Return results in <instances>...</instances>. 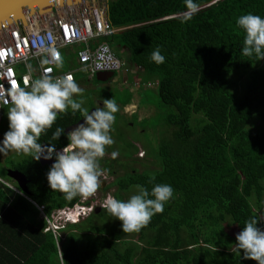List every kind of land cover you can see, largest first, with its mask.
<instances>
[{
    "label": "trees",
    "instance_id": "trees-1",
    "mask_svg": "<svg viewBox=\"0 0 264 264\" xmlns=\"http://www.w3.org/2000/svg\"><path fill=\"white\" fill-rule=\"evenodd\" d=\"M196 2L199 11L186 22L184 0L107 2L108 22L118 30L110 44L125 48L130 64L157 78L170 130L148 154L157 169L131 167L113 183L114 197L127 200L136 185L151 191L155 184H170L174 195L163 212L139 232L123 233L106 210H93L83 222L59 229L63 238L47 229L46 219L81 198L69 201L51 190L50 167L28 155L25 197L0 182V264H256L229 250L236 241L224 225L242 231L246 220L264 215V130L249 126L254 120L264 124V60L241 54L243 32L236 26L247 13L264 17V0ZM156 48L163 64L150 61ZM81 118L71 111L58 116L40 143L67 146L66 131ZM57 126L65 135L55 142ZM128 146L123 157L131 160L138 148ZM17 167L12 163L11 169Z\"/></svg>",
    "mask_w": 264,
    "mask_h": 264
},
{
    "label": "clouds",
    "instance_id": "clouds-1",
    "mask_svg": "<svg viewBox=\"0 0 264 264\" xmlns=\"http://www.w3.org/2000/svg\"><path fill=\"white\" fill-rule=\"evenodd\" d=\"M184 3L187 11L183 19L186 22L199 11V5L196 0H184ZM236 26L243 32L241 54L255 57L257 61L264 60V17L247 13L237 18ZM40 55L41 66L53 64L57 69L63 67L57 48L45 47L40 50ZM150 61L157 65L165 62L160 48L152 51ZM27 68L31 73L32 65L28 64ZM51 72V68H46L44 74L36 78L26 77L24 87L9 89L8 98L4 101L10 105L7 111L9 130L0 140V155L15 152L30 155L36 161L54 158L47 174L50 189L62 193L63 198L69 201L77 197L87 198L100 187L101 177L106 172L100 161L105 156L106 147L115 143L111 132L119 106L114 98L103 99V107L98 105L89 111L84 107V90L73 75L52 76L48 74ZM69 111L73 116L80 113L83 123L67 132V146L57 151L56 143H40L41 135L52 129L58 116ZM62 135H65V128L57 126L51 140L56 142ZM117 155V152L112 153L113 157ZM154 179V176L150 177V180ZM135 188L136 193L127 200L110 195L103 205L107 214L121 222L123 233L139 232L154 215L163 212L165 204L174 195L170 184H155L151 191L142 185ZM68 209H73L83 219L89 216H84V213L92 212L74 207ZM261 223H264V215L245 221L243 230L235 236L236 242L229 249L235 257L264 264V230L258 227Z\"/></svg>",
    "mask_w": 264,
    "mask_h": 264
},
{
    "label": "built area",
    "instance_id": "built-area-1",
    "mask_svg": "<svg viewBox=\"0 0 264 264\" xmlns=\"http://www.w3.org/2000/svg\"><path fill=\"white\" fill-rule=\"evenodd\" d=\"M107 2L82 0L50 12H37L24 21L0 25V112L10 106L4 102L9 89L24 87L26 77L36 78L44 74L46 68L52 69L49 75L71 73L75 80L77 73L92 80L101 73L122 71L124 62L106 41L118 32L108 22ZM45 47L57 48L62 61L64 55L71 56L72 60L63 64L68 69H57L53 64L41 66L40 50ZM28 64L32 65L31 73ZM73 211L67 208L55 212L67 215ZM47 220L50 224L51 219Z\"/></svg>",
    "mask_w": 264,
    "mask_h": 264
},
{
    "label": "rangeland",
    "instance_id": "rangeland-1",
    "mask_svg": "<svg viewBox=\"0 0 264 264\" xmlns=\"http://www.w3.org/2000/svg\"><path fill=\"white\" fill-rule=\"evenodd\" d=\"M66 6V5H64ZM61 6V7H64ZM56 7H54L52 10H54ZM204 8V7H203ZM202 9V8H200ZM112 47V46H111ZM122 54V55H121ZM124 53H120L121 58H125ZM109 74V73H108ZM88 80V79H87ZM117 81V78H115ZM109 86V87H108ZM117 84L110 83V85H104V83L98 82L94 78L92 81H88L84 84V87L82 88L84 90L83 97L87 98V96H101L103 99H112L114 98L119 106V102L122 101L123 96L126 95L127 92L120 93L118 88L116 87ZM128 89V88H127ZM136 95H139L140 91V99L143 100L144 104L151 105L152 109L146 108L144 112V117H148L143 122H138L137 118H130V115H132L134 112L130 110L129 114H126V118L124 116H121L118 113H116V121L113 126V130L111 132L112 138L115 141V143L111 146L106 147L105 156L101 159L100 165L101 168H105L109 172H105L104 175L101 177L100 180V187L97 189V191L92 194L91 196L87 198H81L79 202L76 203V205L84 206L82 209H85L84 211H90L87 208H91L92 211L95 209L105 210L103 205L108 198V196H113L116 192L117 188L113 185V183L116 181V178L120 175H123L124 171L129 169V172L131 171V167L143 171L144 169L149 170H155L157 169L156 165V159L151 158L148 154L149 152H156L158 147V141L159 138L162 137V134L170 136V130L165 127L164 125V115L162 112L164 111L161 109L159 98L156 93L151 92L148 94L145 93L146 90L143 88L136 89ZM106 93H105V92ZM101 100V102H102ZM9 108V107H8ZM8 108H4V119L2 120V114H0V140L3 139L4 134L9 130V121L7 118V111ZM88 108V107H86ZM125 108V107H124ZM2 110V111H3ZM89 110V108H88ZM119 110H121L119 106ZM126 113V112H125ZM139 115L140 114H136ZM128 123L132 124L129 125ZM250 129L256 131L258 129L264 130V124L259 120H254L250 123ZM128 145H134L138 148V153L134 155L133 159H125L123 157V154L128 153L126 149L131 151V147L129 149ZM60 150V149H59ZM58 151V150H57ZM113 152H117L118 155L116 157L112 156ZM15 152H10L8 155L3 156L0 155V173L3 174L5 169L12 168V163H16L19 159L17 158V153L13 154ZM18 159V160H17ZM2 183L4 185H12V181L8 179H2ZM136 193V188L132 187L130 189V192L126 193L125 196L128 199L131 195ZM74 205V206H76ZM73 206V207H74ZM91 213H84L85 215H90ZM107 218L110 220V215L106 214ZM41 218H45L44 214L41 213ZM51 222H47V229L50 231H54L55 233H59L60 236L65 238V233H60L59 229H64L68 225H77L81 222H83V217L79 216L71 212V214H60L57 212L52 213L51 215ZM60 225V226H59ZM264 225V223H263ZM56 229V227H58ZM224 229L232 236H236L240 230L230 223H227L224 225ZM264 230V226L261 228Z\"/></svg>",
    "mask_w": 264,
    "mask_h": 264
},
{
    "label": "crops",
    "instance_id": "crops-1",
    "mask_svg": "<svg viewBox=\"0 0 264 264\" xmlns=\"http://www.w3.org/2000/svg\"><path fill=\"white\" fill-rule=\"evenodd\" d=\"M106 41L110 44L109 39H106ZM114 51L118 55H120L121 52L124 53L123 55L125 58H121L119 56L122 59V61L124 62V68L122 69V71H120L118 73H114V74L109 73V74H113V76L111 78L106 79V81L101 82V81L97 80V76L94 77V80L96 79L98 82L104 83V85H110V83L117 84L116 87L118 88L120 93L127 92L126 95L123 96L122 101L121 102L118 101L119 106L121 108V112L124 113L125 118H126V114H129L130 110L131 111L133 110L132 112H134V113L132 115H130V118H132V119L137 118L138 122H140V121L143 122L148 118V117H144L143 111H145L146 108L152 109V107H151V105L147 106L146 104H144L143 100L139 98L140 97V91H139V95L138 96L136 95V91H137L136 89L143 88L144 90H146L145 93L148 92V94H149L151 92H154L157 94V78H155L154 76L147 75L142 70V68L130 64L128 62L129 53L127 52V50L125 48H121V49L115 48ZM67 60L71 61L72 60L71 56L64 55L63 64H65V62ZM63 67L65 69H68L66 66H63ZM106 74H108V73H106ZM115 78H117V81L115 80ZM88 81H92V80H90V79L87 80V78L82 73L76 74V82L78 83V85L81 88H83L84 84L87 83ZM102 98L103 97H101L99 95L93 96V97H91L89 95V96H87V98H84V100H85L84 107H88L89 111L92 109H95L99 104H101V105H99L100 107H103V104L101 102ZM0 114H2V120H3L4 114H5L4 110L1 111ZM136 114H140L139 118H138V115H136ZM128 124L132 126V124H130V123H128ZM13 154H15V153H13ZM0 182L1 183L3 182L2 178H0ZM8 186L13 188L12 185H8Z\"/></svg>",
    "mask_w": 264,
    "mask_h": 264
},
{
    "label": "water",
    "instance_id": "water-1",
    "mask_svg": "<svg viewBox=\"0 0 264 264\" xmlns=\"http://www.w3.org/2000/svg\"><path fill=\"white\" fill-rule=\"evenodd\" d=\"M82 0H0V22L3 20L4 23L9 21H16V20H22L24 21L25 14L33 15L37 12H48L46 8L50 5L54 4V6L50 9V11L59 5V7L64 6L66 4L76 3L80 2ZM26 12L24 15L23 13ZM1 23V24H4ZM0 24V25H1ZM113 74H106L101 73L97 75V80L99 81H106V79L111 78ZM80 123H83L81 121ZM39 162L45 166H50L52 163H54V160H44L41 158ZM7 174L10 178H18L22 181V185H20V188L22 189L23 193H27L28 190L26 188V177L22 175L21 173L13 170H8ZM101 210L96 209V213H99Z\"/></svg>",
    "mask_w": 264,
    "mask_h": 264
},
{
    "label": "flooded vegetation",
    "instance_id": "flooded-vegetation-1",
    "mask_svg": "<svg viewBox=\"0 0 264 264\" xmlns=\"http://www.w3.org/2000/svg\"><path fill=\"white\" fill-rule=\"evenodd\" d=\"M99 105H101V104H99ZM92 110H94V109H92ZM92 110H90V111H92ZM119 114L121 115V116H124L125 117V115H124V113H122L121 112V110H119ZM82 119H83V117L79 120V122L78 123H76V124H74L73 126H70V127H68V129H67V131H66V133L68 132V131H70V130H72L73 128H75L78 124H80V122L82 121ZM17 158L19 159H17L18 161H16V164H17V168H14V169H11V170H13V171H17V172H19V173H21L22 175H24L25 177H26V183L24 184V185H26V188H27V190H28V192L27 193H29V185H30V180L28 179V177H27V175H26V173H25V170H26V158H27V156L28 155H24V154H17ZM53 160H54V158H53ZM38 163L41 165V167L42 168H46V167H50V166H47V165H45V166H43L39 161H38ZM102 169H105V168H102ZM8 170H10V169H7L6 170V175H7V179L8 180H10V181H12V187L15 189V192L16 193H19V194H21V195H24V197L26 196L25 194H27V193H23L22 192V189L20 188V185H22L21 183H22V181L21 180H19L18 178H10L9 176H8V174H7V171ZM107 172H109V170H107V169H105ZM129 169H127L126 171H124V173L123 174H125L127 171H128ZM110 173V172H109ZM122 176V175H121Z\"/></svg>",
    "mask_w": 264,
    "mask_h": 264
},
{
    "label": "bare ground",
    "instance_id": "bare-ground-1",
    "mask_svg": "<svg viewBox=\"0 0 264 264\" xmlns=\"http://www.w3.org/2000/svg\"><path fill=\"white\" fill-rule=\"evenodd\" d=\"M53 6H54V4H52V5H50L49 7L46 8L47 10H49L48 12H50V9H51ZM57 7H59V5H57ZM25 13H26V12H24L23 15H24ZM28 16H29L28 13L25 14L24 19H25L26 17H28ZM107 19H108V18H107ZM12 21H13V20H12ZM9 22H11V21H9ZM1 23H4L3 20L0 22V24H1ZM1 25H2V24H1Z\"/></svg>",
    "mask_w": 264,
    "mask_h": 264
}]
</instances>
